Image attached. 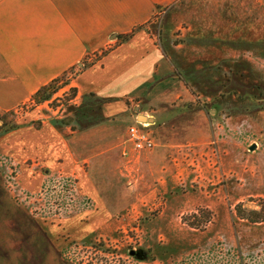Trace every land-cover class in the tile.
Instances as JSON below:
<instances>
[{"label": "crops", "instance_id": "obj_1", "mask_svg": "<svg viewBox=\"0 0 264 264\" xmlns=\"http://www.w3.org/2000/svg\"><path fill=\"white\" fill-rule=\"evenodd\" d=\"M255 2L0 0V123L13 125L0 137V156L20 166L22 188L37 191L57 175L67 182L76 178L74 205L63 219L75 238L110 235L117 228L115 218L125 209L143 216L162 198V211L147 222L154 236H179L178 231H185L179 216L206 206L216 214V222L223 223L217 232L202 235L203 241H212L214 231L223 236L220 231L225 229L224 239L235 246L237 235L227 208L236 199L230 173L248 176L238 170L258 146L246 149L231 133L230 69L233 61H250L244 56L250 51L240 39H230V29H237V21L241 29L248 20L264 25V7ZM159 8L164 9V21L170 17L173 23L161 27L154 20ZM181 23L186 30L176 44L172 35ZM220 23L226 35L207 37L208 29L218 30ZM112 38L120 43L71 83L76 93L66 114L71 124L53 119L47 104L16 116L42 88L115 43ZM135 124L154 141L152 150H136L129 140V128ZM214 136L223 152L224 186L210 194L176 193L197 182L187 164L175 162L183 156L182 147L192 144L202 156ZM205 165L200 161L201 178L215 183L218 172ZM262 167L264 161H258L253 177L260 182L262 178L255 190L264 192ZM23 217L38 227L24 236L37 258L46 262L43 253L58 257L59 227L45 218ZM237 234L243 252L264 251V223L243 226ZM17 242L23 243L20 237L12 241ZM5 248L6 264H31L36 258L28 256L34 255L31 249L24 254L23 249ZM167 249L173 250L169 244Z\"/></svg>", "mask_w": 264, "mask_h": 264}, {"label": "rangeland", "instance_id": "obj_2", "mask_svg": "<svg viewBox=\"0 0 264 264\" xmlns=\"http://www.w3.org/2000/svg\"><path fill=\"white\" fill-rule=\"evenodd\" d=\"M259 1L258 4L264 7V0ZM251 4H256L255 0H252ZM235 6H238V3ZM163 16L164 9L159 8L154 20L160 21L161 27L164 23L166 25L173 23L172 18H167L166 22ZM241 26L240 21H237V29H230V39L236 41L240 39L243 46L250 51V54H244L246 57L250 56V61L247 58L233 61V67L230 69V119L232 122L230 126L231 133L238 142L244 144L246 149L257 145L258 151L256 153L249 151L250 157H246V161L242 162L241 170H238L239 173L247 174L248 176H245L247 178L241 174L230 173V180L235 184L234 198L237 200H230L227 208L232 221V229L237 235L236 245L233 241L235 246L230 247L229 242L227 243L224 239L227 232L225 229L220 231L224 233L223 236L215 234V231L221 229L223 222L217 223L216 214L206 206H198L179 216L178 219L185 228V231L181 233L178 231L179 236L171 238L154 236L151 231H148L147 222L162 211L165 205V200L162 198H159L150 208V212L143 216L130 208L125 209L115 218L117 228L110 235L103 233L90 238L72 237L64 228L63 219L72 211L75 192L71 190L77 179L74 178L67 182L57 175L42 183L37 191H26L19 180L20 166L15 164L10 157L0 156V264H6L2 254V251L7 249L5 246H11L13 251L23 249L24 254L28 249L33 251V246L25 244V242L28 243L26 241L28 239L24 236H29L28 232L38 227L22 219L24 213L36 219L45 218L61 230L57 238L60 242L58 257L54 255L50 257L43 253L46 262H41L37 258L39 254L36 251H33L34 255L28 252L31 259L36 255L31 264H264V251L259 254L250 253L247 250V253L243 252L242 243L237 234V229L239 231V228L255 223L240 217L236 212V207L242 205L248 210H260V204L264 199V192L255 190L259 188L262 178L260 182L253 177L258 161H264L262 153L264 152V25L248 20L243 24L244 29H241ZM223 27L220 23L218 30L209 28L207 37L215 35L224 37L226 29ZM185 30L186 25L179 24V28L172 35L174 43L177 44L183 40L182 33ZM111 40L115 42L114 38ZM118 43H120L119 40L115 43L111 42L106 48L89 55L82 64L61 77L56 85L57 91L50 100L38 102L31 99L26 104L27 108L22 107L23 109H19L15 115L18 116L36 106L47 104L53 119L61 122L66 120L63 124H71L66 119V114L69 107L74 104L76 96L75 89L71 85L73 79L82 69L98 61ZM197 102L206 106L205 102L200 99ZM12 126V123L11 125L0 123V137L13 128ZM218 142V138L214 136L209 144V151L202 156L196 152L192 144L182 147L183 156L178 157L175 162L177 165L187 164L191 174L197 175V182L193 183L189 190L182 187L176 193L201 191L210 194L224 186L227 176L221 172L223 152L218 147ZM200 161H203L207 168L218 172L215 183H204L206 180L200 176ZM25 164L31 165L33 162ZM259 170L257 169L256 174ZM262 170L264 167L261 168ZM39 171L40 175L43 174V169ZM213 230H215L213 240L208 243L207 240L203 241L202 235L208 232L212 234ZM19 237L23 243L18 244L17 242V245L12 243ZM168 244L173 249L172 251L167 249ZM132 251L138 252L139 255H132ZM11 264H21V262Z\"/></svg>", "mask_w": 264, "mask_h": 264}, {"label": "trees", "instance_id": "obj_3", "mask_svg": "<svg viewBox=\"0 0 264 264\" xmlns=\"http://www.w3.org/2000/svg\"><path fill=\"white\" fill-rule=\"evenodd\" d=\"M127 37L128 36H126L125 39ZM59 81L60 78L54 80L50 85L45 86L40 91H38L34 96V100L38 102L50 100L52 98V95L57 91L56 85L59 83ZM62 123H66V120H62ZM260 207V210H248L242 205H238L236 207V212L240 217L247 219L252 223L264 222V199L262 200Z\"/></svg>", "mask_w": 264, "mask_h": 264}, {"label": "built area", "instance_id": "obj_4", "mask_svg": "<svg viewBox=\"0 0 264 264\" xmlns=\"http://www.w3.org/2000/svg\"><path fill=\"white\" fill-rule=\"evenodd\" d=\"M129 140L134 144L136 150H152L155 146L149 134L140 129L139 125H132L129 128Z\"/></svg>", "mask_w": 264, "mask_h": 264}, {"label": "water", "instance_id": "obj_5", "mask_svg": "<svg viewBox=\"0 0 264 264\" xmlns=\"http://www.w3.org/2000/svg\"><path fill=\"white\" fill-rule=\"evenodd\" d=\"M141 119H142L143 121H144V120H145V121L147 120V119H145V117H142V116H141ZM254 147H255V146H253V147L251 148V150H253ZM131 254H132V255H136V256L139 255V253H138V252H135V251H132Z\"/></svg>", "mask_w": 264, "mask_h": 264}]
</instances>
